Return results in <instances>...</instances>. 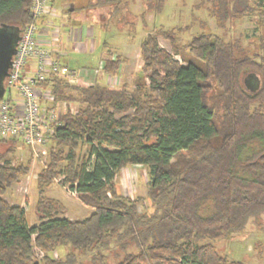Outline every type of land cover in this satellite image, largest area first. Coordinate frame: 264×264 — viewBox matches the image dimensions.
<instances>
[{"label": "trees", "instance_id": "1", "mask_svg": "<svg viewBox=\"0 0 264 264\" xmlns=\"http://www.w3.org/2000/svg\"><path fill=\"white\" fill-rule=\"evenodd\" d=\"M71 2L65 14L92 12L105 29L133 25L126 0ZM163 3L146 0V12L158 14ZM206 3L217 24L247 16L264 33V0ZM31 22L29 0H0V25L21 36ZM180 31L146 34L132 90L69 85L56 76L42 83L55 105L80 107L60 114L48 162L36 176L38 227L28 226L23 207L3 199L30 165L10 161L18 143L0 139L6 148L0 153V264H243L203 241L231 237L264 213V57L258 62L211 32L181 44ZM157 37L170 43L172 54ZM103 50L102 74L117 76L121 58L106 42ZM129 167L148 169L145 197L119 192L115 179ZM60 177L92 210L88 217L66 220L62 203L45 196ZM61 247L63 257L49 256Z\"/></svg>", "mask_w": 264, "mask_h": 264}, {"label": "rangeland", "instance_id": "2", "mask_svg": "<svg viewBox=\"0 0 264 264\" xmlns=\"http://www.w3.org/2000/svg\"><path fill=\"white\" fill-rule=\"evenodd\" d=\"M145 1L126 0L125 16L133 25L114 22L108 29H105L98 22H80L79 25L85 26L92 32V37L88 41L91 43V49L86 52L71 51L67 57L62 58V63L68 65L75 72L81 69L97 70L94 77L93 73L87 77L88 83L93 81L92 78H96L97 82L102 85L118 87L121 84H126L132 90L136 87L137 75L142 66L140 44L148 32L152 33L158 28L165 31L180 29L177 38L181 44H186L199 33L211 32L224 36L226 40H230L232 43H237L244 54L252 58L256 57L255 60L258 62L261 56L264 57V50L262 49L264 48V33L257 24L249 21L247 16L233 22L226 21L222 25L217 24L215 18L208 12L209 4L206 3V0H164L163 8L158 14L152 11L146 12ZM83 2L84 0H80V3ZM68 7V5L63 7L61 0H54L52 9L60 12L61 8L67 9ZM65 12L66 10L62 14ZM142 13H146L144 17L141 16ZM90 14L93 16L92 12ZM72 16L73 21L83 18L82 14L78 16V13H74ZM38 22L41 23V19ZM60 28L64 30V28L70 29L71 27L70 25H56L53 29L59 30ZM261 35L263 36L260 37ZM157 40L160 48L172 54V47L168 41L161 37H157ZM260 40L262 41L260 42ZM104 42L107 43L113 56H119L122 60L117 76L104 75L99 69L100 62L106 59V53L103 50ZM174 59L185 66L180 56H174ZM78 107L80 106L77 104H70V108L74 112ZM45 148L48 152L50 145L48 144ZM5 150V146L0 144V153ZM85 150V147L81 148L80 154L84 153ZM7 158L15 165L29 163L30 170L27 177L22 178L7 190L3 199L12 206L23 207L28 226L30 228L38 227L39 222L35 213L38 199L36 176L47 164L48 155L35 159L30 156L29 150H25L18 143L14 156ZM147 173L148 169L145 167H129L119 172L115 179L119 192L131 198L145 197L149 190ZM61 180L62 177L55 179L54 183L45 189V196L62 203L67 210L62 218L66 220L77 221L88 217L92 210L84 206L78 200L77 195L69 190L68 186H61L59 184ZM203 242L212 243L218 253L229 261H240L243 264H264V213L257 217H251L244 229L231 235V237L215 242L209 240ZM66 251V248L61 247L49 256L52 258L63 257ZM35 255L37 259L43 256L38 250H35ZM111 262V260H107L108 264L114 263V261ZM75 264H90V261L89 259H78Z\"/></svg>", "mask_w": 264, "mask_h": 264}, {"label": "built area", "instance_id": "3", "mask_svg": "<svg viewBox=\"0 0 264 264\" xmlns=\"http://www.w3.org/2000/svg\"><path fill=\"white\" fill-rule=\"evenodd\" d=\"M29 3L32 22L21 32L9 75L5 80V93L0 99V139L15 140L26 146L30 156L37 159L48 155L45 147L51 143L55 126H60V114L67 109L74 112L70 104L55 105L49 88L42 83L56 76L69 85L92 86L97 79L91 77L93 81L88 83L78 72L51 58L48 46L37 40V31L38 21L44 16L52 15L54 10L49 4L50 0H29ZM30 61L35 63L33 70L27 69ZM91 74L94 77L97 70L91 71ZM40 87L47 89L46 93L43 92L44 95L40 92ZM41 98H46L45 106L40 103Z\"/></svg>", "mask_w": 264, "mask_h": 264}, {"label": "crops", "instance_id": "4", "mask_svg": "<svg viewBox=\"0 0 264 264\" xmlns=\"http://www.w3.org/2000/svg\"><path fill=\"white\" fill-rule=\"evenodd\" d=\"M71 1L72 0H61V3L63 7H66L67 5L69 6L72 3ZM53 3L54 0H50L49 4L51 7L53 6ZM65 10L66 9L63 8H61L60 12L54 10V13L52 15L44 16L43 18H41V23L38 22L37 40L40 43L48 46L52 59L57 61L60 65L69 68L68 65L62 63V58L67 57L71 51L86 52L87 50L91 49V43L88 41H90L92 37V32H90L85 26L79 25V23H85V21H89L90 23H96V19L94 18V15L92 16L91 14L81 13L83 18L74 19L73 21V14H62ZM56 25H70L71 28H64V30L60 28L59 30H54L53 28ZM34 68V61H30L28 63L27 69L33 70ZM78 73L80 77L87 79V77L91 74V70L81 69L80 71H78ZM46 88L40 87V92H42V95L47 92ZM12 97L14 99V96ZM40 103L45 106L47 103L46 98L45 100L41 98ZM61 105L62 104H60V108H62ZM22 146L25 150H28L26 146Z\"/></svg>", "mask_w": 264, "mask_h": 264}, {"label": "water", "instance_id": "5", "mask_svg": "<svg viewBox=\"0 0 264 264\" xmlns=\"http://www.w3.org/2000/svg\"><path fill=\"white\" fill-rule=\"evenodd\" d=\"M20 37L18 31L0 25V99L3 98L5 93L4 83L9 75L12 58L16 53Z\"/></svg>", "mask_w": 264, "mask_h": 264}]
</instances>
